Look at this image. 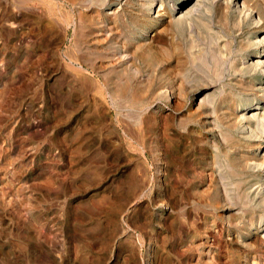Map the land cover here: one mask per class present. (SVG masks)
<instances>
[{
	"label": "rangeland",
	"instance_id": "374dc122",
	"mask_svg": "<svg viewBox=\"0 0 264 264\" xmlns=\"http://www.w3.org/2000/svg\"><path fill=\"white\" fill-rule=\"evenodd\" d=\"M0 264H264V0H0Z\"/></svg>",
	"mask_w": 264,
	"mask_h": 264
},
{
	"label": "bare ground",
	"instance_id": "6f19581e",
	"mask_svg": "<svg viewBox=\"0 0 264 264\" xmlns=\"http://www.w3.org/2000/svg\"><path fill=\"white\" fill-rule=\"evenodd\" d=\"M116 22V21H115ZM118 24V23H117ZM103 25V24H102ZM117 26H119V25H117ZM116 26V27H117ZM116 27H112L111 28V34H110V38H108L109 40H112V41H114V43L116 42L117 44H119V43H121L122 45H123V43L124 44H126V43H129V41H124V42H122V40H123V38H125V35H126V31H127V29H128V26L127 25H125V26H120L121 27V30H119V28H116ZM106 39V38H105ZM104 40V39H103ZM107 40V39H106ZM103 42V41H102ZM107 43H108V41H107ZM114 46H116V45H114ZM112 47L111 49H113V50H111L109 47H111V46H109V47H107V49L109 48V54H110V52H112L113 53V56H115L116 54H117V51L115 50V47ZM123 47V46H122ZM125 47V46H124ZM127 49V48H126ZM138 57H140V56H138ZM112 59V58H111ZM113 59H116L115 57H113ZM114 61V60H113ZM116 61H118V59H116ZM119 62V61H118ZM169 62V61H168ZM115 63V62H114ZM124 64V63H123ZM118 65H120V64H118ZM115 66H117V63H116V65ZM120 66H122V65H120ZM204 66V65H203ZM114 69V68H113ZM112 69V70H113ZM127 71V72H126ZM199 72V71H198ZM112 74V73H111ZM114 74H115V76H117V77H124L123 75H126V76H130V73H129V71L127 70V67L125 68V67H121V69H116L115 71H114ZM112 76V78H113V74L111 75ZM119 77V78H120ZM121 77V78H122ZM106 78V77H105ZM113 83V82H112ZM108 86V85H107ZM119 88V87H118ZM230 90V89H229ZM228 91V90H227ZM221 94H223V92L221 93ZM226 94V93H225ZM218 96H219V94H218ZM222 97H223V95H221ZM225 96H227V95H225ZM222 97H220V98H222ZM216 101V100H215ZM219 101V100H218ZM230 132H226L225 131V135H226V137H225V139H224V142L223 143H221L220 142V140L218 141L217 140V142H218V145H219V147L222 145H224V147H222L221 149H214V152H213V155L215 154V161H214V163L215 164H217V165H215V168L214 169H216V171H217V173L215 172V174L216 175H222V176H224V177H222V178H226V181H228V179H227V177H229L228 175H230V173H232V172H234L235 170H236V168H232V166H230V164H232V162L230 163V158H232L231 156V152L232 151H230V148L232 149V147H235V148H239L240 150H242V152H243V147H242V145H241V143H240V140H238L237 139V137H236V135L234 134V131L231 129V130H229ZM243 140V139H242ZM241 140V141H242ZM218 147V148H219ZM225 147H228L227 149H226V151H224V148ZM175 148H177V146H175ZM205 148V147H204ZM217 148V147H216ZM178 149V148H177ZM180 149V148H179ZM181 149H183V148H181ZM200 150L202 151V148L200 147ZM218 150V151H217ZM195 151H197V150H195ZM205 151V150H204ZM204 151H202V152H204ZM207 151V150H206ZM179 152V151H178ZM185 152V151H184ZM199 152V151H198ZM210 152V151H209ZM212 153V152H211ZM182 154V153H181ZM183 154H185V153H183ZM182 154V155H183ZM222 154H223V157H222ZM225 164V165H222V164ZM213 164V163H212ZM237 165L238 164H234V167H237ZM227 166V167H226ZM228 166H230V167H228ZM215 171V170H214ZM237 173H238V175L240 174V175H243V170H242V167H239V168H237ZM202 175H204L203 174V172H200L199 173V176L200 177H203ZM215 175V177L213 176V178H214V180H213V183L214 184H216L217 185V180H218V178H217V176ZM236 177V176H235ZM230 178V177H229ZM238 178V177H237ZM233 179V178H232ZM212 180V179H211ZM226 181H225V185H226ZM219 183V182H218ZM229 184V183H228ZM227 186V185H226Z\"/></svg>",
	"mask_w": 264,
	"mask_h": 264
}]
</instances>
